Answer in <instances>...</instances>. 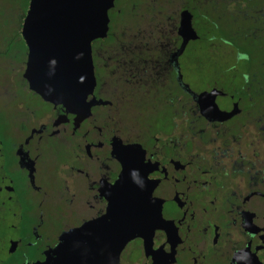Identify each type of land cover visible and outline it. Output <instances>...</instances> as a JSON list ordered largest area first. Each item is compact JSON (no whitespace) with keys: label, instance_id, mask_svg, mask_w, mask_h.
I'll return each instance as SVG.
<instances>
[{"label":"flooded vegetation","instance_id":"1","mask_svg":"<svg viewBox=\"0 0 264 264\" xmlns=\"http://www.w3.org/2000/svg\"><path fill=\"white\" fill-rule=\"evenodd\" d=\"M0 8V264H264V0H113L86 117Z\"/></svg>","mask_w":264,"mask_h":264},{"label":"water","instance_id":"2","mask_svg":"<svg viewBox=\"0 0 264 264\" xmlns=\"http://www.w3.org/2000/svg\"><path fill=\"white\" fill-rule=\"evenodd\" d=\"M112 3L113 0H29L21 26L28 49L24 76L30 89L43 100L62 104L66 111L78 116L88 115L94 85L90 26L107 23ZM179 33L183 43L197 37L187 12L181 14Z\"/></svg>","mask_w":264,"mask_h":264},{"label":"rangeland","instance_id":"3","mask_svg":"<svg viewBox=\"0 0 264 264\" xmlns=\"http://www.w3.org/2000/svg\"><path fill=\"white\" fill-rule=\"evenodd\" d=\"M13 5V16L10 22V30L12 33L19 32L21 25V16L24 14L25 9L27 8L26 0H9ZM3 3V0H0V6ZM2 8H0L1 10Z\"/></svg>","mask_w":264,"mask_h":264}]
</instances>
